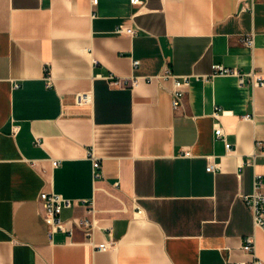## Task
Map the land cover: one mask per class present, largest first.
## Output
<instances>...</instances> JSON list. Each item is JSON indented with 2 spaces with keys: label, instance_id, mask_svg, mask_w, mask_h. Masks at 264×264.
<instances>
[{
  "label": "crops",
  "instance_id": "0c3cea01",
  "mask_svg": "<svg viewBox=\"0 0 264 264\" xmlns=\"http://www.w3.org/2000/svg\"><path fill=\"white\" fill-rule=\"evenodd\" d=\"M215 64L264 75V1L0 0V264H232L254 258L248 235L264 260V229L242 199L263 159L239 169L264 140V85L213 75ZM168 66L190 76L179 108L172 80L112 88L101 77ZM52 189L94 202L93 241L80 228L50 240L39 195ZM86 214L77 204L62 217Z\"/></svg>",
  "mask_w": 264,
  "mask_h": 264
},
{
  "label": "built area",
  "instance_id": "2783aa9c",
  "mask_svg": "<svg viewBox=\"0 0 264 264\" xmlns=\"http://www.w3.org/2000/svg\"><path fill=\"white\" fill-rule=\"evenodd\" d=\"M264 1V0H262ZM93 4H98L99 0H92ZM133 4L142 3L143 0H131ZM119 33H127L135 36L139 32V27L135 25L121 24L117 28ZM245 43L248 45H253L254 37L253 35H248L245 39ZM97 63V60H95ZM140 63V60H134V66L136 67ZM49 71V70H48ZM233 68L226 67L222 64L214 65V73L216 74H235L238 73L240 76L241 83H245L248 77H251L252 83L254 85H264V75L257 73H240ZM112 88H133L138 86L142 80L152 82L154 80H172L174 82L175 88L173 92V106L179 108L182 105L186 94V88L190 84V76L179 77L174 71L168 66L159 74L150 76H119L115 73H108L101 76ZM51 74L47 72V79L49 85H51ZM94 100L93 92H83L80 94V101L83 103H91ZM223 111L220 107H216L213 112V116L216 119L215 135L218 138L225 140V145L227 150H231L232 143L228 140L225 128L221 122V116ZM246 118L252 119L250 114L245 116ZM36 143L40 144L41 139L37 138ZM183 155H191L190 150H184ZM262 158L264 162V140H256L255 147L253 151L248 154V158L245 159L241 165L240 170H244L246 166L256 167L258 160ZM54 166L59 165V160L54 159ZM220 163L215 161L213 158H208L207 170L209 172H216L220 167ZM100 168L99 162L95 161V169ZM96 175H100L96 172ZM242 199L246 206L251 210L254 223L264 229V173L255 170L254 180H253V190L249 193L242 194ZM39 202L41 205V211L44 220L47 225L48 236L51 241H54L55 236L59 232H65L68 234H73L76 228L84 230L87 239H93V233L97 228V219L95 217L96 209L94 202L89 199H73L65 197L64 195L52 190H43L39 195ZM77 204H82L87 208V214L85 216L73 217L69 222L65 221L62 217V212L65 208L73 207ZM93 241V240H92ZM115 245L114 241H104L95 244V248L102 251L110 250ZM242 249L246 253L254 254V258L250 261L238 260L232 262V264H264V260L256 256L255 252V238L252 235L245 236L243 238Z\"/></svg>",
  "mask_w": 264,
  "mask_h": 264
}]
</instances>
